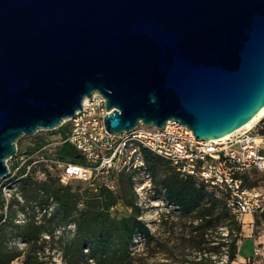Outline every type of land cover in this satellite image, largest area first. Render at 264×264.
<instances>
[{"label":"water","instance_id":"95a60500","mask_svg":"<svg viewBox=\"0 0 264 264\" xmlns=\"http://www.w3.org/2000/svg\"><path fill=\"white\" fill-rule=\"evenodd\" d=\"M94 92L110 133L236 132L264 107V0H0V179Z\"/></svg>","mask_w":264,"mask_h":264},{"label":"trees","instance_id":"16d2710c","mask_svg":"<svg viewBox=\"0 0 264 264\" xmlns=\"http://www.w3.org/2000/svg\"><path fill=\"white\" fill-rule=\"evenodd\" d=\"M67 128L63 124L57 129L64 134ZM53 153L62 161L87 165L70 143L58 145ZM143 154L145 170L149 169L155 184L161 186L155 197L160 196L170 208L159 216L155 229L142 218L132 177L136 172L129 174L118 192L113 190V184L95 183V179L99 175L108 179L123 171L101 173L90 182L92 186L82 191L60 184L52 176V168L45 165H40L45 176L36 174L35 168L32 175L20 181L23 198L31 203L32 210L35 206L46 210L53 202L56 209L49 222L75 224L76 233L63 248V264H232L238 256L244 221L229 206V191L200 176L180 173L171 162L148 150ZM238 176L247 187L258 186V180L264 179L256 169ZM118 204L130 208V213L120 216L116 212ZM16 212L2 222L4 211H0V264H11L23 254L22 264H46L39 256L38 242L44 240L42 232L54 237V230L40 224L17 225ZM257 223L254 215V226ZM10 236H21L30 246L24 251H12L6 243Z\"/></svg>","mask_w":264,"mask_h":264},{"label":"built area","instance_id":"2783aa9c","mask_svg":"<svg viewBox=\"0 0 264 264\" xmlns=\"http://www.w3.org/2000/svg\"><path fill=\"white\" fill-rule=\"evenodd\" d=\"M82 108L64 121L68 128L64 134H59L55 144H72L87 165L58 159L50 142L35 155L18 149L10 158L13 161L8 164L7 175L0 179L2 222L7 219L10 207L15 206L12 198L24 202L19 191L20 181L32 175L35 168L36 174L45 176L40 165L60 169L63 183L74 180L90 182L97 175L112 170L144 172V150L168 160L184 175L200 176L207 183L227 189L233 212L239 215L264 212V188L247 187L243 178L238 176L250 169L264 175V115L250 127L241 128L225 138L199 140L190 128L174 120L168 121L161 129L139 125L130 132L110 133L104 123L110 111L105 97L99 92L86 97ZM260 254L261 248H255L254 258Z\"/></svg>","mask_w":264,"mask_h":264},{"label":"rangeland","instance_id":"374dc122","mask_svg":"<svg viewBox=\"0 0 264 264\" xmlns=\"http://www.w3.org/2000/svg\"><path fill=\"white\" fill-rule=\"evenodd\" d=\"M64 125L68 126L67 123H65ZM51 132H53V134H51ZM59 134L60 131L56 128L52 131H40L32 136L24 135L18 139L17 147L21 152H28L31 150L27 154L35 155L38 149L50 142L51 150H55L58 146L57 144H55V142L59 140ZM12 161V159H9L7 163L11 165ZM51 173L55 179L59 180L58 182L60 184L72 186V190L81 188L82 191L83 188L92 186L90 185V182L92 181L88 182L74 180L68 183H63L61 181V171L57 167H53ZM129 174H131V172L128 171H123L122 173H114L112 176L108 177V179L103 175H99L98 177H96L95 183H111L113 184V190L118 192L120 186L125 183L128 179ZM160 174H162V171L160 172ZM132 177L135 182V190L138 195L137 200L142 208V218L151 226L152 229H155L157 227L159 216L162 213L167 214L170 210L167 204L162 201L160 196L155 197V191L160 190L161 186L159 184H155L154 176L149 171V169L145 170L144 172H136L135 174H132ZM257 185L264 188V179H259ZM19 191L22 193L20 189ZM12 200V205L15 206L10 207L9 214L12 211H17V215L15 216L14 220L15 224L21 226H25L26 224H40L44 225L45 228L54 230L55 232L54 237L47 231H44L40 234V237L44 239L39 240L38 242V246H41V252L39 253L40 258L44 260L46 264H53L54 262L56 264H63V248L74 237L76 233L75 224L66 221L57 222V220H55V222L50 223L48 218H50V216L56 209V205L53 202L50 203V206L47 207L46 210L41 209L39 206H35L32 210L31 203L25 200V198L24 202H18L14 198H12ZM130 211L131 209L123 204H118L116 207V212H118L120 216L127 215L130 213ZM44 214H47L46 217L44 216ZM253 215L257 216L258 223L254 226L255 228L252 234L256 237L257 241L259 242L260 239L258 237H264V212H259ZM241 217L243 218L246 232H248V218L250 216L247 215L246 217H243L242 215ZM6 243L8 244L9 249L12 251H24V249L30 246V243L26 242V240L21 236H10ZM257 247L261 248V254L256 258L259 259L261 257V259H264V241L263 243H258ZM24 257L25 255L23 254L15 258L11 264H22ZM246 258H248V260L250 259V261H253L254 258V242L251 237L249 238V236H247V233L240 244L237 259L232 264H245Z\"/></svg>","mask_w":264,"mask_h":264},{"label":"crops","instance_id":"0c3cea01","mask_svg":"<svg viewBox=\"0 0 264 264\" xmlns=\"http://www.w3.org/2000/svg\"><path fill=\"white\" fill-rule=\"evenodd\" d=\"M247 215L250 216L248 218L249 219V224H248L249 230H248V232H246L245 224H244L243 237H242V239L239 242V247H240V244L243 241V239L245 238L246 233H247V236H249V238L251 237L253 239V242H254V251H255V248H257V244L258 243H263L264 237L263 236L262 237H258L260 239V241L259 242L257 241L256 237L252 234V232H254V228H255L254 227V215L253 214H245V215H243V217H246ZM255 261H257V262H255ZM245 262H246L245 264H254V262H255V264H264V259H261V257H260L259 259L253 258V261H250V259L248 260V258H246V261Z\"/></svg>","mask_w":264,"mask_h":264},{"label":"bare ground","instance_id":"6f19581e","mask_svg":"<svg viewBox=\"0 0 264 264\" xmlns=\"http://www.w3.org/2000/svg\"><path fill=\"white\" fill-rule=\"evenodd\" d=\"M263 115H264V107L261 110H259L257 112V114L250 121H248L242 128L250 127L256 120H258L259 118H261ZM229 135L230 134L224 136V138L227 137V136H229Z\"/></svg>","mask_w":264,"mask_h":264}]
</instances>
